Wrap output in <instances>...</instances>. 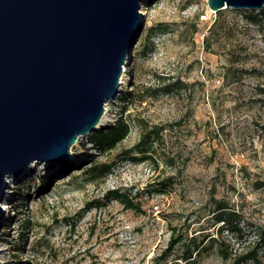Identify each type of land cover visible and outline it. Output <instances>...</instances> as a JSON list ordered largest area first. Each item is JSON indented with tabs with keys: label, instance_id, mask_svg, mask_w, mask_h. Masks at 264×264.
Returning a JSON list of instances; mask_svg holds the SVG:
<instances>
[{
	"label": "rangeland",
	"instance_id": "rangeland-1",
	"mask_svg": "<svg viewBox=\"0 0 264 264\" xmlns=\"http://www.w3.org/2000/svg\"><path fill=\"white\" fill-rule=\"evenodd\" d=\"M206 1L142 0L131 79L101 126L122 118L129 134L101 152L91 131L70 159L7 175L15 223L3 219L0 264H153L171 237L182 239L165 264H184L190 239L216 236L217 200L240 216L246 240L223 234L235 248L264 227V6ZM179 79L178 94L164 89ZM139 149L149 158L137 160ZM187 264L222 263L211 249Z\"/></svg>",
	"mask_w": 264,
	"mask_h": 264
},
{
	"label": "water",
	"instance_id": "water-1",
	"mask_svg": "<svg viewBox=\"0 0 264 264\" xmlns=\"http://www.w3.org/2000/svg\"><path fill=\"white\" fill-rule=\"evenodd\" d=\"M210 10L264 0H207ZM142 0H0V231L15 223L8 174L74 156L131 70ZM131 79V75L129 77ZM4 219V220H3Z\"/></svg>",
	"mask_w": 264,
	"mask_h": 264
},
{
	"label": "trees",
	"instance_id": "trees-1",
	"mask_svg": "<svg viewBox=\"0 0 264 264\" xmlns=\"http://www.w3.org/2000/svg\"><path fill=\"white\" fill-rule=\"evenodd\" d=\"M251 19H254L252 17ZM128 74L130 73V68L128 69ZM186 84L180 79L174 83L167 84L164 89L170 91L174 89L178 94L179 91L184 88ZM163 89V90H164ZM157 90H155L156 92ZM122 96V99H128L130 97L129 92L119 93V96ZM130 131V126L121 118L120 120L115 121V124L112 126H103L99 131L94 130L92 132L91 142L93 145L101 151L106 152L108 150L114 149L117 144L124 139ZM140 158L137 160L148 159L149 156L146 155L145 150H140ZM135 159V160H136ZM87 170L88 172L93 170ZM109 165L103 168L104 174L108 171ZM260 186H264V182H260ZM110 195L119 202H123L124 206L129 209L138 210L128 196L124 193L118 192V190L109 191L107 196ZM216 222L221 223L216 231V236L206 238L205 240H200L196 242L195 239H190V242L187 244V248L184 251V254L181 256L184 264L190 261L193 254L197 255L201 251H209L215 249L217 256L219 257L222 264H264V227H250L254 228L252 230V239L247 241L244 246H238L235 248L234 245L224 239V233H231L235 240H238V243L242 242V224L240 221V216L234 210H227L226 205L223 201H216ZM245 237L244 241L246 240ZM181 237H171L169 240V248L160 254L158 257L154 258L153 264H165L166 258L168 257L170 251L176 246L177 243L181 240ZM206 241V242H205ZM241 245V244H240Z\"/></svg>",
	"mask_w": 264,
	"mask_h": 264
},
{
	"label": "bare ground",
	"instance_id": "bare-ground-1",
	"mask_svg": "<svg viewBox=\"0 0 264 264\" xmlns=\"http://www.w3.org/2000/svg\"><path fill=\"white\" fill-rule=\"evenodd\" d=\"M142 10V9H141ZM143 11V10H142ZM144 13V11H143ZM129 78V75L127 76L126 80ZM105 108H107L103 114L102 120L100 123L96 124V129H101V126L108 121V117H109V108L107 105H104ZM87 136V135H86ZM85 138V136H78L77 139L75 140L74 144L69 148V151L73 153V147L75 146H79L80 145V141L83 140ZM71 157V156H69ZM30 165V164H29ZM7 178V176H6Z\"/></svg>",
	"mask_w": 264,
	"mask_h": 264
}]
</instances>
